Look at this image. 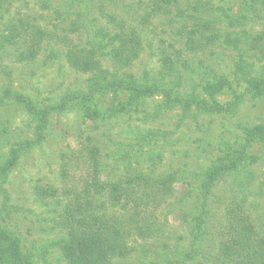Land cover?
<instances>
[{
	"label": "trees",
	"instance_id": "16d2710c",
	"mask_svg": "<svg viewBox=\"0 0 264 264\" xmlns=\"http://www.w3.org/2000/svg\"><path fill=\"white\" fill-rule=\"evenodd\" d=\"M30 1H39V7L53 9L51 15L59 22L74 21L72 17L75 11L72 13L71 9L75 4L88 6L93 3V0H81L80 3L77 0ZM153 3L156 13L162 8L169 10L173 6L192 12H197L198 8L205 16L217 19L215 25L220 23L222 28L234 30L239 38L250 45L264 38V32H253L249 26L250 22L264 13V0H241L237 12L215 6L210 0H153ZM2 6L0 0V10ZM100 15L107 27L94 26L89 29L87 22L72 23L80 38L83 37L77 45L79 56H74L81 66L88 69L93 68L96 58L95 62L110 60L115 72H104L108 75L95 73L88 80L85 90L74 93L81 104L89 102L97 93L115 94L125 91L133 102L143 97L160 95L162 100L158 107L161 109L180 107L183 111H189L194 107L203 114L232 112L233 103H219L215 97L224 87L231 90L227 79L222 74L219 78L217 74L212 79L207 78L205 75L209 77L212 74L205 70L199 74L185 59L183 50L176 51L173 56L176 65H173L174 58L171 55L166 56V70L157 75L150 72L141 75L123 72L122 69L130 67L132 60L139 55L141 40L124 23L118 24L114 15L103 10H100ZM4 28L3 38L6 40L0 43V59L10 54L11 48L19 52L22 61H28L37 54L40 41L46 33L24 24L19 17L8 20ZM191 28L186 31L185 42L182 44V47L189 50L215 46L222 36L220 30L216 31L205 22ZM231 43L234 48L238 47L237 43ZM243 56L240 54L234 62L236 72L232 76L237 74V78L245 82L247 93L259 95L264 92L262 71ZM175 66L182 68L184 73L187 71L190 83H193L194 76L201 78L204 83H201V87L210 103L193 94V90L192 93L181 91V75L176 73ZM4 87L0 94V106H21L32 119V131L28 136L10 143L9 123L0 121V264H32L33 257L44 261L52 251H59L67 264H113L140 254L145 258L138 260L137 264L191 263L202 255V246L212 218L211 189L224 179L237 184L236 181L240 180L239 187L249 185L251 171L246 159L248 151L255 144L264 148V122L245 128L240 143L227 142L218 146L210 166L195 174V183L187 184L184 195L177 200V216L186 229L185 248L171 252L169 247H165L159 252L145 244L134 243L135 239L147 242L156 236L158 227L154 213L173 194L170 177L159 172L161 153L155 146L144 150V145L151 141L166 142L167 134L147 130L145 135L135 138L133 145H121L119 148L107 136L106 143H110L108 145L112 149L103 150L105 152H102L100 142L95 138L85 137L83 142H78L72 153L67 151L60 157L62 164L59 176L67 183L65 185L69 183V188L59 190L46 187L36 190L37 201L42 203L38 204L50 216L53 225L49 232L51 237L26 252L22 251L19 236L7 226L8 221L21 213L23 208L11 202L6 185L22 156L46 141L50 110L38 107L28 96L12 91L9 83ZM138 155L143 159L144 166L132 161ZM78 166L84 170L74 177L73 173ZM106 174H110L112 179L105 180L103 175ZM45 198L51 201L47 203L41 200ZM239 203L243 205L244 202L240 200ZM216 238L217 256L211 264H264V228H254L239 204L234 203L225 208L224 223Z\"/></svg>",
	"mask_w": 264,
	"mask_h": 264
},
{
	"label": "rangeland",
	"instance_id": "374dc122",
	"mask_svg": "<svg viewBox=\"0 0 264 264\" xmlns=\"http://www.w3.org/2000/svg\"><path fill=\"white\" fill-rule=\"evenodd\" d=\"M80 1L77 0V3ZM210 2L232 12H237L241 4V0ZM2 4L0 43L6 40L3 38L6 22L13 18L19 17L24 24L46 31L37 54L28 61H22L19 52L11 48L10 54L0 59V94L9 83L12 91L28 96L38 107L50 110L46 141L22 156L19 166L11 174L6 185L11 202L23 208V211L14 215L7 224L8 229L19 236L22 251L27 252L31 247H37L51 237L49 232L53 223L39 205L42 203L37 201L36 190L46 187L59 190L69 188V183L65 185L67 183L59 176L62 164L60 157L64 152L72 153L78 142H83L85 137H92L100 142L102 152L112 149V146L108 145L110 143H106L107 136L115 141L118 148L121 145H133L135 138L145 135L147 130L167 134L166 142L151 141L150 144L144 145V150L155 146L161 153L159 172L170 177L173 194L167 197L160 209L154 213L158 227L156 236L147 242L135 239L134 244H145L159 252L165 247H169L171 252L174 249L183 250L186 229L181 224L176 210L179 202L177 200L184 195L185 186L194 184L195 174L210 166L218 146L227 142L240 143L245 128L264 122V92L259 95L247 93L245 82L238 79L237 74L232 76V73L236 72L234 62L243 54L246 60L253 62L255 67L262 71L264 78V38L257 40L253 45L245 43L234 30L224 29L220 23L215 25L217 19L205 16L198 8L197 12H192L173 6L169 10L162 8L156 13L153 0H93L88 6L75 4L71 9L72 13L75 11L73 22H87L89 29L94 26L107 27L100 15V10H103L114 15L118 24L124 23L132 29L141 40L139 55L132 60L130 67L122 69L123 72L136 75L150 72L157 75L166 70V56L173 57L176 51L183 50L185 59L199 74L205 70L212 74L209 77L205 75L207 78L212 79L214 74L219 78L222 74L227 79L233 94L228 87H224L215 97L219 103H233L234 108L230 113L212 114H203L194 107L189 111H183L180 107L161 109L158 107L162 100L160 95L143 97L133 102L125 91L115 94L97 93L89 102L81 104L79 97H74V93L85 90L88 80L95 73L103 72V75H108L104 72H115L112 62H95L96 58L92 69L81 66L74 55L79 56L77 45L83 37L80 38L77 30L73 29V22L56 21L51 15L53 9L39 7V1L2 0ZM60 6L65 10L63 5ZM204 22L222 32L217 45L195 50L182 47L186 31ZM249 26L253 32H264V13L250 22ZM231 42L237 43L239 52ZM173 58V65H176L175 57ZM175 70L181 75V91L192 93L193 90V94L210 103L201 87L204 83L199 76H194L193 83H190L187 80V71L184 73L182 68L178 69L176 66ZM1 120L9 123L10 143L28 136L32 131V119L21 106H0ZM246 159L251 171L249 185L239 187L240 180L236 181L237 184L230 179H224L211 189L212 218L202 246V255L188 264L215 262L218 244L216 236L224 223V211L234 203L246 211L254 228H264L263 146L255 144L251 147ZM132 161L145 165L140 155ZM82 170L84 168L78 166L74 173L72 172L73 176H78ZM103 178L110 180L112 176L106 174ZM41 200L47 203L51 201L49 198ZM240 200L244 202L243 205L239 203ZM143 258V254L131 255L113 264H137L138 260L142 261ZM31 262L67 264L59 251L49 252L44 261L33 257Z\"/></svg>",
	"mask_w": 264,
	"mask_h": 264
}]
</instances>
